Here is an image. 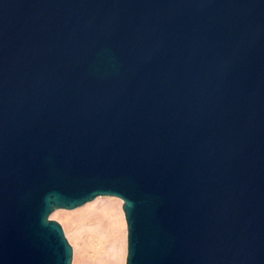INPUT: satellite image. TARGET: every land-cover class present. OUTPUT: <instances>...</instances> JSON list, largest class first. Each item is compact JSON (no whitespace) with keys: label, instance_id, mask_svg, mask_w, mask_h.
I'll use <instances>...</instances> for the list:
<instances>
[{"label":"water","instance_id":"obj_1","mask_svg":"<svg viewBox=\"0 0 264 264\" xmlns=\"http://www.w3.org/2000/svg\"><path fill=\"white\" fill-rule=\"evenodd\" d=\"M97 196L124 264H264V0H0V264Z\"/></svg>","mask_w":264,"mask_h":264},{"label":"rangeland","instance_id":"obj_2","mask_svg":"<svg viewBox=\"0 0 264 264\" xmlns=\"http://www.w3.org/2000/svg\"><path fill=\"white\" fill-rule=\"evenodd\" d=\"M121 204L118 197L97 196L73 209L59 208L49 214L61 225L72 247L71 264H124L126 222ZM115 213L120 214L123 223L118 236L110 229Z\"/></svg>","mask_w":264,"mask_h":264},{"label":"bare ground","instance_id":"obj_3","mask_svg":"<svg viewBox=\"0 0 264 264\" xmlns=\"http://www.w3.org/2000/svg\"><path fill=\"white\" fill-rule=\"evenodd\" d=\"M110 222H111L110 229L114 232V234L117 235V236L119 234H122V230H123L122 229V226H123V223H122V219H121L120 214L115 213L113 215V217L110 219ZM116 223L119 224L118 229L115 228L116 227Z\"/></svg>","mask_w":264,"mask_h":264}]
</instances>
